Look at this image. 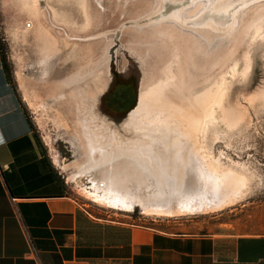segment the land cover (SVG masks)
<instances>
[{
    "label": "rangeland",
    "instance_id": "obj_1",
    "mask_svg": "<svg viewBox=\"0 0 264 264\" xmlns=\"http://www.w3.org/2000/svg\"><path fill=\"white\" fill-rule=\"evenodd\" d=\"M39 27L50 40L38 41ZM0 37L37 134L69 192L88 210L142 225L186 219L197 232L264 233V0H0ZM51 41L58 52L43 63L40 46ZM83 70L89 86L79 88L80 96L87 101L93 89L91 114L118 135L92 143L86 154L80 126L64 125L54 101L63 92L75 97L64 85ZM197 98L215 101L213 121L196 133L188 121ZM196 106L201 117L208 112L203 103ZM146 140L149 153L140 148ZM122 147L135 150L143 164L155 156L190 160L182 195L172 190L154 202L174 212L94 199L96 186L84 171ZM186 202L193 210L177 209Z\"/></svg>",
    "mask_w": 264,
    "mask_h": 264
},
{
    "label": "crops",
    "instance_id": "obj_2",
    "mask_svg": "<svg viewBox=\"0 0 264 264\" xmlns=\"http://www.w3.org/2000/svg\"><path fill=\"white\" fill-rule=\"evenodd\" d=\"M20 94L0 47V264H264V233L197 232L186 219L142 225L88 210L69 192Z\"/></svg>",
    "mask_w": 264,
    "mask_h": 264
},
{
    "label": "bare ground",
    "instance_id": "obj_3",
    "mask_svg": "<svg viewBox=\"0 0 264 264\" xmlns=\"http://www.w3.org/2000/svg\"><path fill=\"white\" fill-rule=\"evenodd\" d=\"M82 3H83V1H82ZM51 43H52L50 46L51 51H44V49L40 46L39 55H40V60L43 63L46 62L45 61L46 58L50 60L51 57L50 58H48V57L51 56V54H53L54 52H58L57 49H56V51H54V45L55 44L53 42H51ZM59 51H60V49H59ZM49 60H48V62H49ZM49 63L51 64V62H49ZM42 72L47 73L45 68L43 69ZM87 73H88V71H84V70L80 73L78 72L79 75H78L77 79H73L72 81L65 83L64 88L72 86V88L74 89V92H75L74 98L68 97L67 94L65 92H63V93H59L57 95V97L54 99L55 104L58 105L56 108L58 110L60 109L59 113H61V115L58 114L61 118L60 121L64 125H68L69 123H73L74 125L80 126L79 128H77V132L79 133L81 144L83 143L81 149L83 150V153H85V154H86V151L88 152L89 149L92 148V146H91L92 143H97L98 141L103 142V139L106 136H116L117 135V132L115 130L108 128V126H104L103 121H97L96 118H94L93 114H91V101L89 99H93L95 97L94 96L95 92L93 91V89L90 92V94L88 95L87 101L83 95L80 96L79 88L81 90H83L82 87L84 84H87L89 86V82L88 83L85 82V81H87V78H86ZM88 77H89V74H88ZM98 85H99V83L95 84V86H96L95 91H98ZM60 86H57L58 87L57 90L60 88ZM214 101H215V99H210V100L205 101V100H200L199 98H197V99H195V104H193V105L191 104L192 108L194 109V113L193 114L191 113L192 115L189 118L188 124L191 126L193 132L196 130V133H197V131L199 130L200 127H202V128L206 127L209 123H211L213 121L212 105H213ZM199 103H203L206 107V110L208 109V112L205 113L203 115V117H201V115H199L200 107L196 106V104H199ZM205 107H204V109H205ZM174 108H176V107H174ZM201 108H203V107H201ZM202 111L205 112L203 109H202ZM70 112L73 113V116L70 115ZM185 112L189 113V110H187ZM135 113H136V111H135ZM135 113L132 114L131 116H134ZM74 116H75V118H74ZM128 119L130 120V118H128ZM175 121L177 122V120H175ZM131 125L132 124H130V122H129V124L126 125L125 129L129 131L130 130L129 127ZM158 126L159 125L157 124V127ZM108 131H110V132L107 133ZM132 134H134V135L129 139H133V137L136 136L138 133L134 131V132H132ZM122 140H126V139H124V137H122ZM147 141L148 140L145 141L146 145L143 144V145H141L140 148L143 151H145L146 153H149V150L152 147H148L149 145H148ZM102 142H101V145L103 144ZM184 143H183V145H184ZM190 154H191V152H190ZM102 158H103L102 161H105V163H102V161H98V163H96V165L88 166L87 169L84 171L85 173H88L90 175L91 181L96 186V189H94L95 193L93 194V197L97 202H100V203H103V204L109 205V206L113 205L116 207H121L124 209H131L133 207V205H135L136 203H139V204H141L142 210L144 212H147V213L153 212V213L161 214V215L174 212V210L176 208L172 207L171 205L162 204V202H159L161 204H155L154 202L158 201V200H162L163 199L162 197L166 198L167 194L173 195L172 190H174V191L179 190L181 192V195H182V193L184 191H181V187L183 186V179L185 178V175H186L184 173L186 170L184 171V169L187 168V166L192 164V163L190 164V160H189L191 158H189L188 159L189 161L184 165V163H182V162L175 163L178 160H175V162H171V158L166 157V156H162V157L161 156H155L153 159H151L150 161L145 162V164H143L141 157L135 153V150H128L124 147H122L121 149L114 150L108 154H103ZM176 158L180 159V158H183V156L176 153ZM173 160H174V158H173ZM197 163H198V161H197ZM198 164L201 165L200 162ZM210 164L214 165L213 163H209V165ZM89 165H91V163ZM165 165L172 167L173 171H168L169 168H166ZM193 166L195 167V165H193ZM201 166H199V168H197V169H200L201 173L203 172V174H202L203 178L201 177L202 180L203 179L206 180L207 179V177L205 175L206 172H204V170L202 168H200ZM209 167H211V166H209ZM216 168H217V166H216ZM190 169H192V168H190ZM214 169H215V167H214ZM216 170H215V172H216ZM169 174H170L171 179H172L173 188L176 187L177 189L176 188L169 189L168 188L169 185L166 186L164 181L167 179V177H169L168 176ZM208 174L209 173H207V175ZM227 177L228 176H226V178ZM201 178H199V179H201ZM208 178L210 179L211 176H209ZM212 178H215V177H212ZM196 179H194V180H196ZM169 182H170V180H169ZM172 183H170V185ZM100 185H101V188H100ZM97 188L101 189V190L97 191ZM190 191L191 190H189V192H187L186 194L188 195V193H190ZM100 192H101V194H100ZM214 192H216V191H213V193ZM176 193H178V192L176 191ZM189 195H192V194L190 193ZM209 197H211V196H209ZM185 198H186V195H185ZM198 201H199V199H198ZM208 203H209V201H208ZM186 204H189V203L186 202ZM210 204H212V203L210 202ZM185 205L184 204L182 206L180 205L181 207L179 206V208H177V209L180 210V208L181 209L188 208L190 211V210H193V208H194V205L189 204V206L191 208L187 207ZM204 205H205V203H204Z\"/></svg>",
    "mask_w": 264,
    "mask_h": 264
},
{
    "label": "trees",
    "instance_id": "obj_4",
    "mask_svg": "<svg viewBox=\"0 0 264 264\" xmlns=\"http://www.w3.org/2000/svg\"><path fill=\"white\" fill-rule=\"evenodd\" d=\"M0 47H1V50H2V55H3V58L6 59V46L3 42L2 39H0Z\"/></svg>",
    "mask_w": 264,
    "mask_h": 264
},
{
    "label": "water",
    "instance_id": "obj_5",
    "mask_svg": "<svg viewBox=\"0 0 264 264\" xmlns=\"http://www.w3.org/2000/svg\"><path fill=\"white\" fill-rule=\"evenodd\" d=\"M40 4H43V0H40ZM144 20H146V22H148L149 20L147 19V17L144 19ZM143 21V20H142ZM220 33V32H219ZM32 118V117H31ZM32 121H33V119H32ZM126 128V127H125ZM40 139H41V137H40ZM41 141H42V139H41ZM43 142V141H42ZM43 144H44V142H43ZM45 145V144H44ZM46 148V147H45ZM52 163L54 164V162L52 161ZM139 208L140 210H142L141 209V206L140 205H136V206H134V208ZM174 216V215H173Z\"/></svg>",
    "mask_w": 264,
    "mask_h": 264
},
{
    "label": "built area",
    "instance_id": "obj_6",
    "mask_svg": "<svg viewBox=\"0 0 264 264\" xmlns=\"http://www.w3.org/2000/svg\"><path fill=\"white\" fill-rule=\"evenodd\" d=\"M3 167H6V165H4Z\"/></svg>",
    "mask_w": 264,
    "mask_h": 264
}]
</instances>
